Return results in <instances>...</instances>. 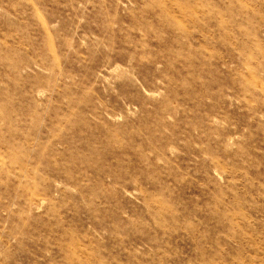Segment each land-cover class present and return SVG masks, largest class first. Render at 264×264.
Here are the masks:
<instances>
[{
	"label": "rangeland",
	"instance_id": "374dc122",
	"mask_svg": "<svg viewBox=\"0 0 264 264\" xmlns=\"http://www.w3.org/2000/svg\"><path fill=\"white\" fill-rule=\"evenodd\" d=\"M0 264H264V0H0Z\"/></svg>",
	"mask_w": 264,
	"mask_h": 264
}]
</instances>
